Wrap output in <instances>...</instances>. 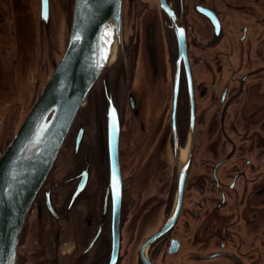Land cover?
Listing matches in <instances>:
<instances>
[{
    "label": "flooded vegetation",
    "instance_id": "af4514ba",
    "mask_svg": "<svg viewBox=\"0 0 264 264\" xmlns=\"http://www.w3.org/2000/svg\"><path fill=\"white\" fill-rule=\"evenodd\" d=\"M74 5L0 0V118L44 49L59 61ZM121 41L120 198L79 112L15 264H264V0H123Z\"/></svg>",
    "mask_w": 264,
    "mask_h": 264
},
{
    "label": "water",
    "instance_id": "95a60500",
    "mask_svg": "<svg viewBox=\"0 0 264 264\" xmlns=\"http://www.w3.org/2000/svg\"><path fill=\"white\" fill-rule=\"evenodd\" d=\"M122 14L123 0H75L66 48L10 144L0 152V264H15L29 208L93 89L103 176L110 196L120 198L117 85L124 65Z\"/></svg>",
    "mask_w": 264,
    "mask_h": 264
},
{
    "label": "rangeland",
    "instance_id": "374dc122",
    "mask_svg": "<svg viewBox=\"0 0 264 264\" xmlns=\"http://www.w3.org/2000/svg\"><path fill=\"white\" fill-rule=\"evenodd\" d=\"M27 8L28 5L26 6ZM72 24V23H71ZM62 24L59 26V30H61ZM63 38L61 36V33L59 35V49H60V55L56 57L54 55V61H57L62 56V51L64 49L65 43L62 42ZM124 55V53H123ZM46 49H44V53L39 57V61L43 65V71L45 73L42 75V77L37 80L36 75L33 70H27L25 74L22 73L23 79H22V90L25 93L26 97L23 98L20 101V109L13 112L14 116L10 117L9 114L5 118H0V152H2L5 147L8 145L9 140L14 137V133L17 132L18 128L20 127L21 123L23 122L27 112L29 111L33 101L36 99V97L40 94L41 90L45 86L46 82L48 81L50 75L52 74L54 68L48 66L49 60L47 58ZM51 57V56H50ZM121 71L116 72L115 77L116 80L121 75ZM142 73V71H141ZM128 79V73H127V67L125 62V55H124V65H123V79L120 82V85H117V96L120 106L123 105L124 97L122 90H125V82ZM11 73L9 74H3V76L0 78L1 84H4V82L9 83V90L11 88ZM37 80V81H36ZM39 81V86H37V83ZM94 92H97V90H92L89 96L87 97V101L85 105L83 106L82 110L80 111L79 119L81 124L87 123L88 132L91 134L93 129L96 131V119H98L97 111L95 108V103L93 101V95ZM122 112V109H121ZM15 115L19 117H15ZM122 118V116H121ZM12 132V133H11ZM94 132V131H93ZM97 132V131H96ZM13 139V138H12ZM100 159V155H99ZM101 162V159H100ZM102 167V164H101ZM17 255V254H16ZM16 259V258H15Z\"/></svg>",
    "mask_w": 264,
    "mask_h": 264
}]
</instances>
